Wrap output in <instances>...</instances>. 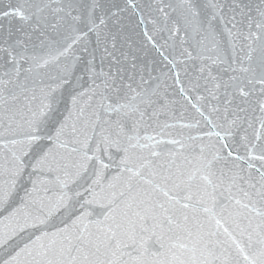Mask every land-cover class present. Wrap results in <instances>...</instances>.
Instances as JSON below:
<instances>
[{
    "label": "snow or ice",
    "instance_id": "6c2138e0",
    "mask_svg": "<svg viewBox=\"0 0 264 264\" xmlns=\"http://www.w3.org/2000/svg\"><path fill=\"white\" fill-rule=\"evenodd\" d=\"M0 264H264V0H0Z\"/></svg>",
    "mask_w": 264,
    "mask_h": 264
}]
</instances>
